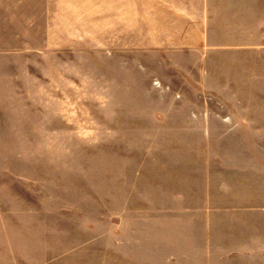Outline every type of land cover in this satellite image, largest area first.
<instances>
[{"label": "rangeland", "instance_id": "rangeland-1", "mask_svg": "<svg viewBox=\"0 0 264 264\" xmlns=\"http://www.w3.org/2000/svg\"><path fill=\"white\" fill-rule=\"evenodd\" d=\"M103 14L0 0V264H264V116L244 132L179 77L107 105Z\"/></svg>", "mask_w": 264, "mask_h": 264}, {"label": "crops", "instance_id": "crops-1", "mask_svg": "<svg viewBox=\"0 0 264 264\" xmlns=\"http://www.w3.org/2000/svg\"><path fill=\"white\" fill-rule=\"evenodd\" d=\"M103 2L99 34L89 26L96 35L89 41L103 51L83 57L90 60L85 66L103 65L107 105L141 107L146 91H175L179 77L203 98L216 90V101L235 108L231 119L244 132L251 129L244 124L264 116V0ZM193 68L200 79H188Z\"/></svg>", "mask_w": 264, "mask_h": 264}]
</instances>
